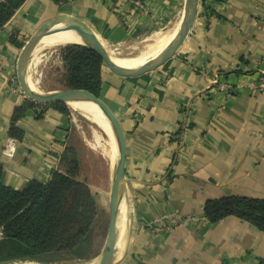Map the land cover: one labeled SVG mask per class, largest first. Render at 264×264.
Returning <instances> with one entry per match:
<instances>
[{"label": "crops", "instance_id": "obj_1", "mask_svg": "<svg viewBox=\"0 0 264 264\" xmlns=\"http://www.w3.org/2000/svg\"><path fill=\"white\" fill-rule=\"evenodd\" d=\"M140 2L145 11L126 0H27L5 25L0 32L3 184L16 190L33 180L46 184L54 172H67L61 158L75 146L76 118L68 105L69 114L27 109L15 123L21 139L9 136L15 108L29 101L17 82V61L29 38L65 16L93 29L105 48L175 26L183 16L185 0ZM202 9L178 54L154 72L123 78L102 67L99 98L124 138L125 232L118 234L114 264H264L263 232L236 217L211 224L204 215L209 200L264 199V96L252 88L264 74V0H202ZM44 51L42 56L53 53ZM42 65L48 64L38 68ZM37 78L40 87L53 86L45 75ZM216 80L226 92L217 90ZM80 176L79 171L76 179L84 182ZM166 214L195 221L156 231L161 227L156 221Z\"/></svg>", "mask_w": 264, "mask_h": 264}, {"label": "trees", "instance_id": "obj_2", "mask_svg": "<svg viewBox=\"0 0 264 264\" xmlns=\"http://www.w3.org/2000/svg\"><path fill=\"white\" fill-rule=\"evenodd\" d=\"M27 0H0V32ZM66 4L69 0H51ZM64 72L57 83L65 89L84 90L96 98L102 86L101 58L88 48H66L61 52ZM38 106L27 101L15 108L9 136L21 139L15 126L29 108ZM69 114L65 104L41 106ZM75 151L67 149L61 158L67 172L56 171L46 183L29 182L22 190L2 182L0 164V264L33 260L51 263L62 256L91 260L93 224L97 217L95 199L84 183L78 181ZM204 215L211 224L228 217L239 218L264 233V199L240 196L209 200ZM87 258V259H86Z\"/></svg>", "mask_w": 264, "mask_h": 264}, {"label": "water", "instance_id": "obj_3", "mask_svg": "<svg viewBox=\"0 0 264 264\" xmlns=\"http://www.w3.org/2000/svg\"><path fill=\"white\" fill-rule=\"evenodd\" d=\"M201 0H185L183 16L180 27L174 40L154 59L148 61L141 67L129 69L116 65L110 58L108 52L90 32V28L83 22L70 17L58 16L54 20L41 26L32 35L22 48L17 61V82L21 92L25 97L38 105L49 106L53 104L85 103L95 105L106 121L108 122L117 149V158L114 165V175L110 190V214L108 233L105 244L100 255L95 260V264H114L115 249L119 234V220L121 213V201L123 186L125 184L124 174V138L119 122L111 111L103 104L100 98H96L91 93L84 90L65 89L53 93L34 92L27 81V67L33 50L37 47L41 39L51 29L56 26L64 25L74 31L85 46L95 52L113 74L123 78H138L147 73L154 72L164 66L168 61L175 57L181 50L187 37L196 21L199 13Z\"/></svg>", "mask_w": 264, "mask_h": 264}, {"label": "rangeland", "instance_id": "obj_4", "mask_svg": "<svg viewBox=\"0 0 264 264\" xmlns=\"http://www.w3.org/2000/svg\"><path fill=\"white\" fill-rule=\"evenodd\" d=\"M203 14L202 9V0L200 3L199 13L198 15ZM176 26V25H175ZM174 25L164 28L162 31H168L175 27ZM91 29V28H90ZM93 31V29H91ZM159 31L154 30L144 36L137 38H129V40L122 41L124 43H117L115 45L105 44V49L108 53H119L121 57H133L137 56L145 47L147 42L145 41L148 37L157 33ZM73 47H81L87 48L85 44L82 42L81 44H72L68 46H64L54 51L55 48H50L45 50L44 52H54L49 56L56 55L64 49L73 48ZM141 48V49H140ZM143 48V49H142ZM125 50V51H124ZM131 53V54H130ZM50 59V57H49ZM50 64V65H49ZM104 66V65H103ZM58 67V68H57ZM60 67V68H59ZM106 67V66H104ZM51 69L52 75L48 76V69ZM107 68V67H106ZM108 69V68H107ZM62 58L58 65H51L49 62L47 66L42 65L37 68L36 76H46L47 79L53 80V86L50 88H42V93H53L58 92L60 90H65L64 87L57 86L54 84V79H61L62 72H64ZM45 82H50V80H46ZM47 91V92H46ZM38 105V104H37ZM43 106V105H38ZM72 111V110H71ZM74 114L75 126L73 128V138L75 142V146H71L70 148L75 151L76 160H78V169L80 171V177L84 180L85 184L89 187L96 205H97V217L93 224V250L91 251L93 258L91 260L83 261V260H75L73 256H62L60 259L55 260L51 263H62V264H71L72 262H95L97 257L100 255L102 248L105 244L107 233H108V225H109V214H110V190L113 181L114 175V167L110 165V160L104 155H101L94 150L91 149L90 142L93 140L94 133H99L103 135V137L107 138L100 127L95 124V122L91 121V117L83 116L77 112L72 111ZM86 135H85V133ZM87 136V137H86ZM88 138V139H87ZM92 138V139H89ZM98 142H103L97 138ZM96 142V138L93 140ZM97 142V143H98ZM86 145V146H83ZM89 145V146H88ZM79 173V172H78ZM87 259V258H86ZM3 264H20V262H11V263H3Z\"/></svg>", "mask_w": 264, "mask_h": 264}, {"label": "bare ground", "instance_id": "obj_5", "mask_svg": "<svg viewBox=\"0 0 264 264\" xmlns=\"http://www.w3.org/2000/svg\"><path fill=\"white\" fill-rule=\"evenodd\" d=\"M179 27H180V22L179 24H176L174 28L168 31L161 30L157 33H154L150 37H148L145 40L147 44L145 45L144 49L142 48L143 50L139 54H137V56L121 57L119 56V53H108V54L111 60L116 65L122 68L134 69V68L141 67L144 64H146L148 61L157 57L174 40ZM89 30L103 44L98 34H96L91 29ZM81 43L82 41L77 36V34L74 31H72L70 28L64 25L56 26L53 29H51L46 35H44V37L41 39L37 47L32 52V57H31V61L29 64V71H28V76H27V81H28L30 88L34 92L42 93V89L39 86V79L35 76L37 68L40 65V63L45 62L48 64L50 62L52 65L56 66L61 61L59 53L53 56H46V55L42 56L41 53L43 50L55 48L54 51H56L59 48L64 47V46H68L72 44H81ZM68 107L72 111L77 112L83 116L91 117V121L95 122V124H97L100 127V129L103 131V133L105 134L107 138L95 132L93 136V140L96 138V142L92 140L89 144L90 146H92L91 147L92 150L109 158L110 165L114 167L115 161L117 158V149L115 145V140L113 138V134L111 132L110 126L108 122L106 121V119L104 118V116L102 115V113L100 112V110L95 105L85 104V103H70L68 104ZM97 138L99 140H102L103 142L101 141L98 142ZM89 139H92V138H89ZM124 232H125V223H124V216L121 211L120 220H119V233L124 234ZM120 237H121V234H120ZM118 251H120V249ZM19 262L20 264H62V263H43V262H38V261H33V260H25V261H19ZM71 264H95V262H91V263L72 262Z\"/></svg>", "mask_w": 264, "mask_h": 264}, {"label": "built area", "instance_id": "obj_6", "mask_svg": "<svg viewBox=\"0 0 264 264\" xmlns=\"http://www.w3.org/2000/svg\"><path fill=\"white\" fill-rule=\"evenodd\" d=\"M126 2L128 3L129 7L144 10V7L141 4L140 0H126ZM215 85L217 87V90L222 92H226L228 89L226 85L221 84L218 80L215 81ZM252 88L254 89V91H257L262 96H264V74H261L260 78ZM12 144L13 143L9 142L5 151H9V148L12 146ZM193 221H195V218L192 217H181L175 214H166L156 221L157 223L161 224V227L159 229H156V231L169 232L175 225L187 226Z\"/></svg>", "mask_w": 264, "mask_h": 264}]
</instances>
